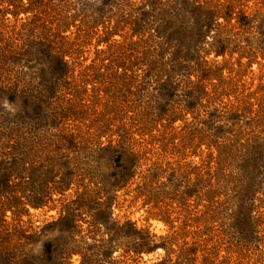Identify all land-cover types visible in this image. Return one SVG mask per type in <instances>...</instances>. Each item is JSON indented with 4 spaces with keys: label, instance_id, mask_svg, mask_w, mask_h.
I'll list each match as a JSON object with an SVG mask.
<instances>
[{
    "label": "rangeland",
    "instance_id": "obj_1",
    "mask_svg": "<svg viewBox=\"0 0 264 264\" xmlns=\"http://www.w3.org/2000/svg\"><path fill=\"white\" fill-rule=\"evenodd\" d=\"M0 264H264V0H0Z\"/></svg>",
    "mask_w": 264,
    "mask_h": 264
}]
</instances>
